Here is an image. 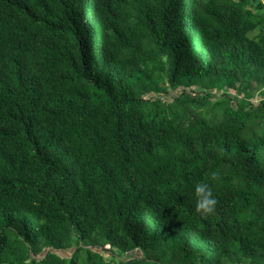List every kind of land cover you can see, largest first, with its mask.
<instances>
[{
	"label": "trees",
	"instance_id": "trees-1",
	"mask_svg": "<svg viewBox=\"0 0 264 264\" xmlns=\"http://www.w3.org/2000/svg\"><path fill=\"white\" fill-rule=\"evenodd\" d=\"M263 12L0 0V264H264Z\"/></svg>",
	"mask_w": 264,
	"mask_h": 264
},
{
	"label": "clouds",
	"instance_id": "clouds-1",
	"mask_svg": "<svg viewBox=\"0 0 264 264\" xmlns=\"http://www.w3.org/2000/svg\"><path fill=\"white\" fill-rule=\"evenodd\" d=\"M217 178L218 174L212 172L211 179L215 180ZM194 192L196 195V212L205 217L214 214L218 200L213 195V190L210 184L206 182H196L194 184Z\"/></svg>",
	"mask_w": 264,
	"mask_h": 264
},
{
	"label": "rangeland",
	"instance_id": "rangeland-1",
	"mask_svg": "<svg viewBox=\"0 0 264 264\" xmlns=\"http://www.w3.org/2000/svg\"><path fill=\"white\" fill-rule=\"evenodd\" d=\"M264 13V12H263ZM264 88H262L261 86H253L251 88V90L248 91L249 94V101L253 104H256L260 99L264 98ZM199 90V89H198ZM171 94H173V92H171ZM229 94L234 95V93L231 91ZM164 94H161V96H163ZM168 96H170V94H168ZM146 97H148L146 95ZM242 97V96H240ZM62 255H67V252H61ZM105 259L108 260L109 258L107 256H105Z\"/></svg>",
	"mask_w": 264,
	"mask_h": 264
}]
</instances>
